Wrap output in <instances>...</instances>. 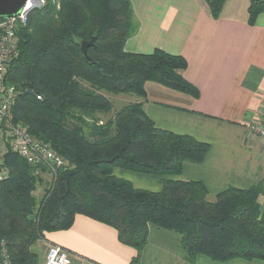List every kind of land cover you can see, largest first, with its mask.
<instances>
[{
    "label": "trees",
    "instance_id": "16d2710c",
    "mask_svg": "<svg viewBox=\"0 0 264 264\" xmlns=\"http://www.w3.org/2000/svg\"><path fill=\"white\" fill-rule=\"evenodd\" d=\"M58 2L48 0L19 29V55L7 73L16 92L14 122L66 161L50 176L45 163L6 153L0 242L11 264H40L33 247L48 233L71 228L77 214L113 226L137 250L131 264L140 261L150 224L178 232L193 264L200 254L264 260V179L212 195L201 180L169 176L179 175L185 161L202 162L210 149L192 135L158 127L144 109L147 81L199 97L183 74L185 56L159 47L125 49L139 27L131 0ZM206 2L220 17L226 0ZM262 12L264 0H250L248 22ZM92 36L88 60L81 43ZM128 93L136 98L115 108L112 97ZM115 166L160 175L162 188L135 187L114 174Z\"/></svg>",
    "mask_w": 264,
    "mask_h": 264
},
{
    "label": "crops",
    "instance_id": "0c3cea01",
    "mask_svg": "<svg viewBox=\"0 0 264 264\" xmlns=\"http://www.w3.org/2000/svg\"><path fill=\"white\" fill-rule=\"evenodd\" d=\"M131 2L139 27L126 40L125 49L147 53L159 47L182 54L188 61L183 74L200 91L194 97L154 81L145 84L144 109L158 127L210 144L202 162L185 161L179 175L169 176L201 180L212 195L229 186L258 184L264 179V141L249 125L264 111V12L250 24V0H226L218 18L206 0ZM114 174L138 188H162L161 176L154 173L115 166ZM52 243L70 252V264H131L137 253L119 240L113 226L84 214L76 215L71 228L52 231L38 243L44 254L40 264H45ZM135 264L193 263L178 232L150 224L148 243ZM195 264H264V260L216 261L200 254Z\"/></svg>",
    "mask_w": 264,
    "mask_h": 264
},
{
    "label": "built area",
    "instance_id": "2783aa9c",
    "mask_svg": "<svg viewBox=\"0 0 264 264\" xmlns=\"http://www.w3.org/2000/svg\"><path fill=\"white\" fill-rule=\"evenodd\" d=\"M53 2L59 5L58 0ZM47 3L48 0H27L18 15L0 20V181L8 175L5 156L9 149L33 164L45 163L50 176L56 175L58 168L66 166L64 158L50 143L31 135L21 123L14 122L12 106L16 92L13 86L7 84L9 65L19 55V29L28 24L34 11ZM249 128L256 138L264 141V111L261 119L252 122ZM70 262V252L66 248L57 243L50 244L45 264ZM0 264H11L4 241L0 242Z\"/></svg>",
    "mask_w": 264,
    "mask_h": 264
},
{
    "label": "water",
    "instance_id": "95a60500",
    "mask_svg": "<svg viewBox=\"0 0 264 264\" xmlns=\"http://www.w3.org/2000/svg\"><path fill=\"white\" fill-rule=\"evenodd\" d=\"M26 1L27 0H0V20L18 15ZM95 39V36H92L90 40H83L81 43V49L88 60H91V57L88 55L87 47L92 45Z\"/></svg>",
    "mask_w": 264,
    "mask_h": 264
},
{
    "label": "rangeland",
    "instance_id": "374dc122",
    "mask_svg": "<svg viewBox=\"0 0 264 264\" xmlns=\"http://www.w3.org/2000/svg\"><path fill=\"white\" fill-rule=\"evenodd\" d=\"M134 98H136V95L133 94V93H128V94H121L119 96H113L112 97V101H113V104H114V107L115 108H119L121 105H123L125 102L127 101H131V100H134ZM42 190H37L36 191V195L37 196H40ZM44 251L45 249L42 248ZM33 250L38 252L39 253V258H40V261L42 262V260L44 259V254L42 252H40V245H35L33 247ZM48 251V250H47Z\"/></svg>",
    "mask_w": 264,
    "mask_h": 264
}]
</instances>
